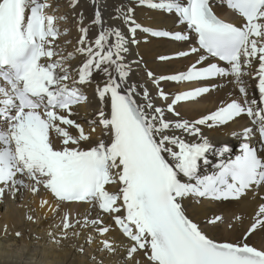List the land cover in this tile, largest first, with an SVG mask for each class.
Wrapping results in <instances>:
<instances>
[{
	"label": "snow or ice",
	"instance_id": "1",
	"mask_svg": "<svg viewBox=\"0 0 264 264\" xmlns=\"http://www.w3.org/2000/svg\"><path fill=\"white\" fill-rule=\"evenodd\" d=\"M137 3L173 15L187 34L142 26L132 7L117 10L126 34L120 25L106 24L97 8L90 25L81 16L78 46L65 54L58 44L65 33L56 24L64 17L48 11V0H0V120L6 123L0 128V196L19 187L35 194L42 186L56 201L53 211L82 202L107 214L113 222L107 226L100 216L62 217L61 239L77 226L91 227L100 237L86 238L96 244L89 264H105L104 256H118L113 264H140L137 253L146 264H264V245L247 243L249 235L264 229V196L258 194L264 188V0H224L234 21L221 19L211 0ZM90 28L97 30L92 38ZM138 31L173 41L194 36L187 51L157 57L170 61L195 55L186 70L158 77L147 70L161 106L145 85L128 82L126 54L129 44L138 43ZM77 54L82 59L72 66ZM94 76L100 77L95 88L99 107L94 119L81 123L71 117L87 101L83 87ZM245 76L255 81L252 94ZM217 78H229L243 99L222 100L193 119L176 110L181 102L210 94L216 85L207 82ZM161 81L202 86L170 95ZM241 116L250 124L231 132L239 141L235 153L202 132L201 126H226ZM98 128L102 138L93 141ZM109 185L117 190L109 191ZM248 192L258 196L257 207L250 226L232 241L214 239L185 211L187 198L239 201ZM235 219L243 224L242 217ZM205 222L216 227L223 218L213 214ZM114 230L124 239L110 237ZM49 236L60 243L53 233ZM121 250L125 255L119 256Z\"/></svg>",
	"mask_w": 264,
	"mask_h": 264
},
{
	"label": "bare ground",
	"instance_id": "2",
	"mask_svg": "<svg viewBox=\"0 0 264 264\" xmlns=\"http://www.w3.org/2000/svg\"><path fill=\"white\" fill-rule=\"evenodd\" d=\"M52 5L48 11L58 19L56 24L64 35L58 38L59 48L64 53L74 52L78 46L77 40L80 35L77 28V22L83 16V24L90 25L94 18L97 8L102 13L106 24L120 25L121 30L127 34V28L118 19V9L132 7L134 9L133 18L142 26H151L156 30L184 31L185 26L179 25L176 18L159 10H153L146 6H140L137 0H75V6H72V0H48ZM214 12L222 19L234 21L236 17L226 7L224 0H211ZM97 34L95 28H90L89 37ZM136 39L138 43L129 44V51L126 54L125 62L131 67L129 73L130 84H143L153 95L157 106L163 105V101L155 97L156 87L147 77V70H151L155 76L171 75L178 71L186 70V67L196 59L195 55L186 58L172 59L170 61H160L159 55L174 56L177 51H187L194 45V36L189 41H173L168 38H153L146 33L137 32ZM82 57L78 54L70 61L72 66H78ZM215 62V61H213ZM225 66L224 64H220ZM245 81L250 85L249 92L255 91V81L245 76ZM100 77L94 76V81L90 86H84L83 92L87 101L75 108L77 115L73 119L83 123L85 120L94 119L95 111L99 107L98 98L95 96L96 83ZM215 84L216 87L205 94L197 101L181 102L176 108L177 111L186 119L198 118L200 114H207L214 110L222 100L243 99L239 96L235 85L230 83L229 78H217L214 81L207 82ZM202 86L197 82H171L161 81V87L170 95L182 91L191 90L194 87ZM231 94V95H230ZM169 118L171 114H167ZM250 122L247 116H241L234 122H229L226 126L209 129L201 126L202 132L214 144L227 143L233 148V152L238 151L239 141L231 136V132H239L244 126H249ZM6 127V123L0 120V128ZM102 138L101 131L98 128L93 135L92 140ZM210 160L215 161L211 155ZM202 171H205L202 169ZM211 172L209 165L206 169ZM30 183V181H26ZM109 191H116L117 185L107 186ZM259 196H264V188L258 190ZM48 201L47 205L41 206L43 201ZM258 196L254 198L253 192H248L241 200L228 201H210L207 199L187 198L184 201L186 214L194 221L200 223V226L214 239L218 241H232L239 238L244 228L250 226L251 219L257 207ZM56 207V201L42 186L37 193H33L27 187H19L17 191L5 190L0 196V264H89L90 254L96 247L95 243H86L88 236H93L97 240L100 237L91 228H80L79 226L69 229L67 239H61L62 217L65 213L72 220L82 219L88 216L89 219L100 216L104 225H111L113 222L107 214H102L98 208H93L87 203H70L60 205L57 211L52 209ZM219 215L223 218L222 223L216 227L207 225L206 218ZM33 217L29 220L28 217ZM243 218V224L236 221L235 217ZM229 224L233 227L230 229ZM5 226L6 229H5ZM79 232V236H72V232ZM16 232H20L19 237ZM53 233L59 244L53 242L49 233ZM110 237L120 242L124 238L119 230L109 233ZM247 243L260 248L264 245V229L255 231L248 236ZM83 248V253L80 249ZM97 257L101 253H94ZM125 255L121 250L119 256ZM140 264H146L141 253L136 254ZM118 260V256H104L105 264H113Z\"/></svg>",
	"mask_w": 264,
	"mask_h": 264
}]
</instances>
